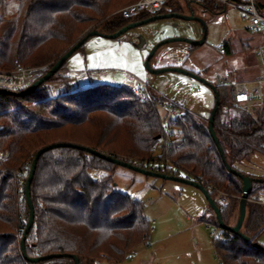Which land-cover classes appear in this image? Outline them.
Returning a JSON list of instances; mask_svg holds the SVG:
<instances>
[{"label": "trees", "instance_id": "16d2710c", "mask_svg": "<svg viewBox=\"0 0 264 264\" xmlns=\"http://www.w3.org/2000/svg\"><path fill=\"white\" fill-rule=\"evenodd\" d=\"M13 1L0 0V71L6 73L18 65H50V70L79 41H87L91 31L113 34L157 15L115 14L137 0H20L7 15ZM175 1L166 4L171 11L165 8L159 14L183 13L173 9ZM201 5L217 14L225 11ZM228 51L225 44L224 53ZM67 63L31 93L0 92V151L7 154L0 161V264H76L72 255L81 264L104 259L117 263L150 238L152 227L143 202L115 189L119 165L77 147H59L38 161L31 185L35 220L26 239L29 257L59 256L39 262L26 259L22 240L30 220L27 180L37 152L58 142L86 146L145 169L191 177L215 200L220 192L227 195V205L216 202L224 223L236 225L244 181L227 169L225 160L247 175L238 164L257 151L264 153V105H237L234 86H216L220 106L214 129L219 148L209 128L210 116L180 109L148 91L140 95L109 84L81 89L68 74ZM163 104L183 114L170 123L169 132ZM160 142L162 151L157 155L153 148ZM260 179L253 183L242 227L249 241L222 229L211 206L202 217L221 230L214 239L221 264H264V249L255 246L264 227V206L259 203L264 177Z\"/></svg>", "mask_w": 264, "mask_h": 264}, {"label": "rangeland", "instance_id": "374dc122", "mask_svg": "<svg viewBox=\"0 0 264 264\" xmlns=\"http://www.w3.org/2000/svg\"><path fill=\"white\" fill-rule=\"evenodd\" d=\"M19 1L9 3L7 15L15 11ZM258 3L264 10V0ZM173 9H181L185 15L202 20L208 30L206 41L194 48L183 41L165 44L152 57L151 68L163 63L180 64L208 83L181 72L153 74L148 69V58L160 42L173 38L201 40L204 36L200 20L169 18L135 27L117 38L90 36L83 49L68 58V74L74 84L81 89L101 84L134 89L141 81L147 87L146 92L165 97L180 109L207 118L216 101L209 83L218 86L219 75L228 76L231 82H251L262 74L257 50L264 45V28H251L234 8L217 14L191 0H176ZM225 44L229 46L227 53L220 49ZM161 111L169 117L165 110L161 108ZM161 144L153 150L157 155L161 154ZM238 167L248 176L264 177V153L257 151ZM114 186L143 202L152 232L149 240L136 246L123 261L115 263L104 259L95 264H220L214 239L221 230L213 222L202 220L210 204L200 189L123 166L115 168ZM208 217L210 219L212 213L209 212ZM257 237L264 246V227Z\"/></svg>", "mask_w": 264, "mask_h": 264}, {"label": "water", "instance_id": "95a60500", "mask_svg": "<svg viewBox=\"0 0 264 264\" xmlns=\"http://www.w3.org/2000/svg\"><path fill=\"white\" fill-rule=\"evenodd\" d=\"M169 18H178V19H184V20H200L199 18L195 17L194 15H189L188 16V15H185V14H182V13H178V12H168V13H165V14H157L155 16H152V17L140 20V21L133 22V23L127 25L126 27L122 28L121 30H119L118 32L113 33V34H105V33H101L100 31L93 30V31L90 32L89 36L99 35V36H104V37H108V38H117V37L121 36L122 34H124L125 32H127L130 29H133L135 27L144 25L146 23L154 22V21H157V20L169 19ZM200 21L203 23L204 30H205L204 31V36H203V38L201 40H191V39H188V38H173V39L164 40L163 42H160L158 45H156L154 47V49L152 50V52H151V54H150V56L148 58V61H147V67H148V69H150V71L153 74H160V73H164V72H167V71H176V72H181V73L190 75V76H192L194 78H197V79L201 80L204 83H208L205 79H203L198 74L193 73V72H191V71H189V70H187L185 68L166 67V68H160V69H153V68H151V65H150V61H151L152 57L155 55L157 50L161 46H163L165 44H168V43H171V42H176V41H183V42L189 43V44H191L193 46L202 45L206 41L208 30H207L206 24L202 20H200ZM85 41H86L85 38H83L81 41H79L74 47H72L69 51H67L60 58V60L58 62H56L53 65V67L42 78L37 80L35 83H33L31 86H29L25 90L20 91V92H14V91L6 90V89H0V92L13 93V94H28V93L33 92L35 89H37L42 84H44L46 81H48L53 75H55L60 70L62 65L68 60V58L76 50H78L80 48V46ZM209 85L213 88L215 96H216L215 106H214V108H213V110L211 112L210 119H209V128H210V131L212 133V136H213L217 146L219 148H221L219 140H218V137H217V134H216L215 129H214L215 117H216L217 111H218L219 106H220V94L218 93L217 87L215 85H212L210 83H209ZM66 146H73V147H77V148H79L81 150H86V151H88L90 153H93L95 155L101 156L102 158L108 160L109 162L115 163V164H117L119 166L127 167L129 169H132L134 171L143 173L145 175H149V176H153V177H157V178H162V179H170V180L178 181V182H181V183L192 185V186L200 189L204 193V195L206 196V198L209 201L210 206L212 207V209L216 213L217 219H218V222H219L221 228L224 229V230H227L229 232H232L234 234L239 235L245 241H249L250 240V238L248 236H246L244 234V232L242 231V227L244 225V222H245V219H246V216H247V201H248L249 195H250V193H251V191L253 189V183L257 182V181H261V179H257V178H254V177H251V176H248V175L241 174L239 171L233 169L227 163L226 160H225V162H226L227 169L230 172H232V173L240 175L242 177L243 181H244L243 195H242V198H241V201H240V207H239V217H238V220H237V223H236L235 226H230V225H227V224L224 223V221L222 219L220 207L218 206L216 200L211 196L209 190L203 184H201L200 182H198L196 180H189L187 178H183V177H180V176L169 175V174L164 173V172H156V171H153V170H150V169H145V168H142L140 166H137V165L131 164L129 162H126L124 160H120V159H117V158H115L113 156L101 153L100 151L93 150V149L88 148L86 146H81V145L67 143V142H58V143L46 146V147L40 149L37 152L36 157H35L34 162H33V165H32V169H31L29 178L27 180L26 195H27V200H28V204H29V207H30V220L28 222V225H27V228H26V231H25V235H24V238L22 240V250H23V254H24V256L26 257L27 260H29L31 262H39L41 260L50 259V258L59 256V255H48V256L36 257V258L29 257L27 255V252H26V239H27V236H28V234H29V232H30V230H31V228L33 226L34 220H35V210H34L32 197H31V185H32V181L34 179V175H35V172H36L38 161H39L41 155L43 153H45L46 151H49V150L54 149V148L66 147ZM255 246L257 248H263L264 249V246H262L259 243H256ZM72 257L75 259L76 264H81L80 260H79V258L77 256L72 255Z\"/></svg>", "mask_w": 264, "mask_h": 264}, {"label": "built area", "instance_id": "2783aa9c", "mask_svg": "<svg viewBox=\"0 0 264 264\" xmlns=\"http://www.w3.org/2000/svg\"><path fill=\"white\" fill-rule=\"evenodd\" d=\"M169 0H137L134 3L128 4L118 10L115 14H120L125 17H133L142 12H150L159 14L166 8ZM196 3L213 4L220 8H234L238 10L242 17L246 19L251 28H264V10L260 8L258 0H191ZM221 52H225V46H222ZM257 55L261 60L262 74L258 75L254 81L248 82H231L230 78L225 75H219L217 78L218 86H234L235 88V104L244 106L246 108H255L264 105V45L257 50ZM50 65L37 66L27 68L18 65L15 70L6 73L0 71V89L9 91L20 92L31 86L37 80L42 78L48 71ZM134 80V77L131 76ZM146 85L144 82H138L133 89L135 93L143 95L146 92ZM162 109L166 111V129L169 132V125L171 122L182 117V113L178 108L170 105L163 104ZM156 151V148H153ZM7 154L0 151V161L6 158ZM156 172H162L157 168ZM189 180H195L187 177ZM197 181V180H196ZM216 201L222 205H227L229 199L227 195L220 192L217 195ZM264 206V200L259 201ZM216 232H213L215 236Z\"/></svg>", "mask_w": 264, "mask_h": 264}, {"label": "crops", "instance_id": "0c3cea01", "mask_svg": "<svg viewBox=\"0 0 264 264\" xmlns=\"http://www.w3.org/2000/svg\"><path fill=\"white\" fill-rule=\"evenodd\" d=\"M166 9H168L169 11H171L172 7L166 6ZM182 14H184V13H182ZM191 46L194 48L193 45H191ZM192 47H191V50H193ZM166 67H180V68H184L180 64H177L176 65V64H171V63H163V64L159 65L158 67H156L155 69L166 68ZM220 264H221V262H220Z\"/></svg>", "mask_w": 264, "mask_h": 264}]
</instances>
